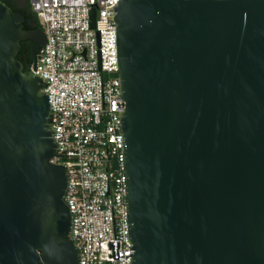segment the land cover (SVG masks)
<instances>
[{"label": "water", "instance_id": "1", "mask_svg": "<svg viewBox=\"0 0 264 264\" xmlns=\"http://www.w3.org/2000/svg\"><path fill=\"white\" fill-rule=\"evenodd\" d=\"M116 11L132 264H264V0ZM24 22L0 0V264H77L49 97L19 58L46 35Z\"/></svg>", "mask_w": 264, "mask_h": 264}, {"label": "built area", "instance_id": "2", "mask_svg": "<svg viewBox=\"0 0 264 264\" xmlns=\"http://www.w3.org/2000/svg\"><path fill=\"white\" fill-rule=\"evenodd\" d=\"M46 35L30 69L49 97L69 182L77 264H132L116 7L121 0H29ZM93 10L95 22L93 25Z\"/></svg>", "mask_w": 264, "mask_h": 264}, {"label": "flooded vegetation", "instance_id": "3", "mask_svg": "<svg viewBox=\"0 0 264 264\" xmlns=\"http://www.w3.org/2000/svg\"><path fill=\"white\" fill-rule=\"evenodd\" d=\"M21 2L23 4H26L25 0H21ZM27 12L29 16L26 17V22H24V29H28V30H34L37 28L43 29L42 25H39V23L41 24V22L38 19L36 13L28 7H27ZM29 19H31V21H28ZM42 41H44V38L42 39ZM21 42H22V48L19 52V56L20 58H23V63L25 66L31 67L33 64H35L36 59L41 54L44 48V44L40 42L35 43L31 39H26ZM32 56H35V58L33 59Z\"/></svg>", "mask_w": 264, "mask_h": 264}, {"label": "trees", "instance_id": "4", "mask_svg": "<svg viewBox=\"0 0 264 264\" xmlns=\"http://www.w3.org/2000/svg\"><path fill=\"white\" fill-rule=\"evenodd\" d=\"M14 11H20L25 17H28L27 7L32 10L31 3L29 0H25L26 4H23L21 0H4ZM39 19V18H38ZM40 20V19H39ZM39 25H42L39 23ZM22 45V42H21ZM20 58V56H19ZM25 66V65H24ZM30 66H25V69H30Z\"/></svg>", "mask_w": 264, "mask_h": 264}]
</instances>
